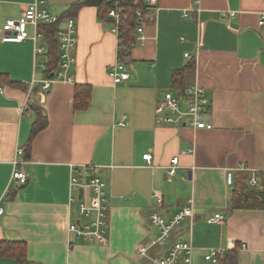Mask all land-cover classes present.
<instances>
[{"label": "crops", "instance_id": "1", "mask_svg": "<svg viewBox=\"0 0 264 264\" xmlns=\"http://www.w3.org/2000/svg\"><path fill=\"white\" fill-rule=\"evenodd\" d=\"M33 1L0 0V264H154L174 241L190 243L191 264H264V0H157L142 12L145 39L134 32L123 60L98 0H43L76 27L74 79L47 91L45 54L30 39L2 41L6 21ZM118 60L129 78L117 83L108 72ZM191 85L204 90L211 127L159 120L163 94ZM37 109L46 124L30 139ZM14 160L24 183L11 179ZM71 166L83 184L105 183L102 242L67 231L86 222L78 204L94 198L88 186L70 190ZM184 210L154 242L150 214L168 223ZM217 213L223 222H208ZM213 248L227 249L222 261L205 260Z\"/></svg>", "mask_w": 264, "mask_h": 264}, {"label": "built area", "instance_id": "2", "mask_svg": "<svg viewBox=\"0 0 264 264\" xmlns=\"http://www.w3.org/2000/svg\"><path fill=\"white\" fill-rule=\"evenodd\" d=\"M157 0H144L147 5H153ZM194 5H198L199 0H192ZM43 0H35L28 4L23 10L21 16L18 19L6 21L4 28L6 34L2 37L4 42H22L26 39H30L34 45V54L42 55L45 54V47L38 45V41L43 38L42 32L39 30L40 24H51L57 21V18L50 14L44 7ZM194 10V8L192 9ZM137 17V23L135 25V41H142L145 39L143 34V27L141 26L140 20L142 18V11L140 9L135 10ZM106 18L110 19L111 30L117 36L116 46L119 51L122 46V37L119 31V23L122 19H126L124 9L117 0L111 2V6L108 8ZM262 23V20L260 21ZM27 25H31L33 33L30 35L27 30ZM56 37L59 49V62L56 70L52 71L51 76L45 78L42 81L41 89L47 91L50 87L51 82L55 80H61L65 82L73 81V76L70 73V68L75 62V57L72 54V50L76 46V27L75 20L72 17H68L64 20V28L58 27L56 31ZM134 44V43H133ZM133 44H129L130 49ZM46 69V64L41 65ZM109 76L114 82H122L129 78V73L125 69V65L121 61H116L108 72ZM33 81V80H32ZM182 96H176L172 93H164L163 96L158 100L155 112L159 117V120L163 122H183L197 128H210L211 125L205 123L202 120V114L205 113L206 99L204 97V90L198 85H191L185 88ZM182 103L185 107H182ZM124 125V121L119 123ZM17 154L22 153V149H18ZM143 159H151V154L146 153L143 155ZM19 162L13 161V171L11 179L18 180L21 183L26 181V174L19 171L16 165ZM178 164V156H174L170 160V164L166 166L165 171L167 175H173ZM75 168L71 166V172L69 178V188L72 191H77L82 186H88L94 191V198L89 205L79 203L78 214L85 218L86 222L68 224L67 231L74 234L77 238L86 241H99L104 240L105 233V218L106 211L104 205V187L105 183L100 177H92L88 180L87 184H83L81 178L76 174H73ZM231 173L228 172L226 176L227 182L231 183ZM252 182H254L252 180ZM70 200H73L70 199ZM160 202V198L157 199ZM4 213L3 207L0 206V219ZM191 215L190 211H180L176 213L173 218L166 223L156 212L150 214L152 223L158 228L159 236L154 242H161L170 235L171 229L179 223L185 217ZM210 223H222L223 215L215 214L208 219ZM191 252L192 246L187 241H174L165 256H161L153 261L154 264H175L179 259L183 264H191ZM227 253L225 248H213L208 251L205 255V260L218 263L222 261ZM140 255H145L144 250L140 252Z\"/></svg>", "mask_w": 264, "mask_h": 264}, {"label": "trees", "instance_id": "3", "mask_svg": "<svg viewBox=\"0 0 264 264\" xmlns=\"http://www.w3.org/2000/svg\"><path fill=\"white\" fill-rule=\"evenodd\" d=\"M101 8V15L106 18V13L108 8L111 6V2L115 0H98ZM119 4L122 6L125 12L126 19H122L119 23V31L122 37V46L119 51V55L121 60L125 59L129 55L128 45L132 44L134 41V32L135 25L137 23V17L135 14V10L140 9L144 12L147 9V4L144 3V0H117ZM70 14L67 13L64 16H60L55 23L51 24H40L39 30L43 34V39L45 41L46 49H45V57H46V73L50 75L52 71L56 70L59 62V49L58 42L56 37V31L58 29V25L62 18L69 17ZM177 75H175L176 77ZM36 119L32 123V129L30 134V139L41 130L45 124V118L40 114L38 109L36 110ZM2 244L0 243V249ZM228 256V255H227ZM226 256L225 262H227L228 257Z\"/></svg>", "mask_w": 264, "mask_h": 264}, {"label": "water", "instance_id": "4", "mask_svg": "<svg viewBox=\"0 0 264 264\" xmlns=\"http://www.w3.org/2000/svg\"><path fill=\"white\" fill-rule=\"evenodd\" d=\"M80 191H82V189Z\"/></svg>", "mask_w": 264, "mask_h": 264}]
</instances>
